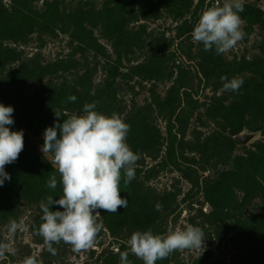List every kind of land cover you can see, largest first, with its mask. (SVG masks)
I'll list each match as a JSON object with an SVG mask.
<instances>
[{
    "label": "rangeland",
    "instance_id": "rangeland-1",
    "mask_svg": "<svg viewBox=\"0 0 264 264\" xmlns=\"http://www.w3.org/2000/svg\"><path fill=\"white\" fill-rule=\"evenodd\" d=\"M242 2L246 36L216 55L190 33L223 0H0V104L14 108L8 127L24 132L0 186V241L15 249L0 264L33 255L38 264H120L133 232L189 225L203 230L204 246L156 264H264V0ZM221 76L242 79L239 92L221 91ZM92 102L130 125L140 159L130 185L121 181L128 207L98 210L93 247L76 253L61 242L52 255L36 234L39 205L62 186L43 133L54 111L63 123ZM242 134L253 138L241 143ZM53 174L55 190L46 187ZM21 218L26 230L10 234L9 220Z\"/></svg>",
    "mask_w": 264,
    "mask_h": 264
},
{
    "label": "clouds",
    "instance_id": "clouds-1",
    "mask_svg": "<svg viewBox=\"0 0 264 264\" xmlns=\"http://www.w3.org/2000/svg\"><path fill=\"white\" fill-rule=\"evenodd\" d=\"M244 11L242 0H223V3L207 7L199 16L190 33L193 43L202 44L206 52L223 55L232 50L246 33L240 13ZM223 92H239L244 81L221 76ZM69 102L77 97L69 95ZM98 102L85 103L83 114L71 115L60 123V113L55 112L57 122L43 133L41 151L51 153V164L59 174L62 195L59 199L47 197L40 201L41 223L37 235L43 238L52 255L53 247L63 242L76 253L93 247L102 224L96 218L100 211L116 214L120 207L127 209L128 199L121 198L120 185L128 187L136 176V164L140 159L130 145L127 136L130 125L118 113L111 116L96 111ZM14 108L0 104V186L10 181L5 166L18 160L24 149V132L12 131ZM56 175H50L46 187L57 188ZM58 205L63 211H52ZM161 208L160 204L156 209ZM10 234L25 231V221L10 219L7 224ZM204 232L200 227L189 225L185 229L170 230L166 234H154L151 229L135 231L127 240L128 251L120 253V264H131L129 251L143 264H156L176 251L199 250L204 246ZM15 254L10 243L0 241V259L8 253ZM22 264H38L36 257L28 256Z\"/></svg>",
    "mask_w": 264,
    "mask_h": 264
},
{
    "label": "water",
    "instance_id": "water-1",
    "mask_svg": "<svg viewBox=\"0 0 264 264\" xmlns=\"http://www.w3.org/2000/svg\"><path fill=\"white\" fill-rule=\"evenodd\" d=\"M253 138V135L250 134H242L236 137V140L241 143H247Z\"/></svg>",
    "mask_w": 264,
    "mask_h": 264
}]
</instances>
